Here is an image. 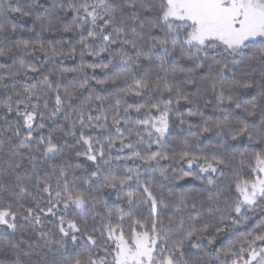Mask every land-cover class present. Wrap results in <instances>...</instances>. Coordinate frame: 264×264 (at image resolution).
Listing matches in <instances>:
<instances>
[{"label":"snow or ice","instance_id":"snow-or-ice-1","mask_svg":"<svg viewBox=\"0 0 264 264\" xmlns=\"http://www.w3.org/2000/svg\"><path fill=\"white\" fill-rule=\"evenodd\" d=\"M0 61V264H264V0H0Z\"/></svg>","mask_w":264,"mask_h":264},{"label":"trees","instance_id":"trees-1","mask_svg":"<svg viewBox=\"0 0 264 264\" xmlns=\"http://www.w3.org/2000/svg\"><path fill=\"white\" fill-rule=\"evenodd\" d=\"M57 39H59V37H57ZM66 39H69V37H66ZM78 39V37H77ZM72 43H75V40L72 41ZM2 62V61H0ZM98 62V61H97ZM106 62V61H105ZM77 64H79V59L78 58H75V59H66L63 63H60V64H57L55 66L53 65H48L47 66V70L48 71H56L58 72L60 68L62 67H68V68H71V67H75ZM89 74L91 75V70H88ZM74 75V73H68L67 74V79H71ZM31 82H35L34 80L31 81ZM98 87V86H97ZM209 111V114H211V109L208 110ZM61 122L62 121V118H61ZM58 126V125H57ZM83 150V149H81ZM74 155V154H73ZM58 159V158H57ZM73 164L77 163L78 161L73 158L72 161H71ZM84 163V168L86 169L88 167V162H83ZM79 175H85L84 171L83 170H78V173ZM183 183V182H181ZM190 185L186 184L185 187H189ZM134 190V189H133ZM111 201H115V193L112 194L111 198H110ZM118 203V202H117ZM237 235H239V233H237Z\"/></svg>","mask_w":264,"mask_h":264}]
</instances>
